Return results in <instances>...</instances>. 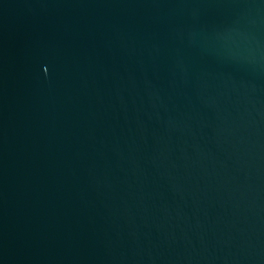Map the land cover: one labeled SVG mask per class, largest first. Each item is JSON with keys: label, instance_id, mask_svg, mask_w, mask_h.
I'll list each match as a JSON object with an SVG mask.
<instances>
[{"label": "water", "instance_id": "water-1", "mask_svg": "<svg viewBox=\"0 0 264 264\" xmlns=\"http://www.w3.org/2000/svg\"><path fill=\"white\" fill-rule=\"evenodd\" d=\"M0 264H264V0H0Z\"/></svg>", "mask_w": 264, "mask_h": 264}]
</instances>
